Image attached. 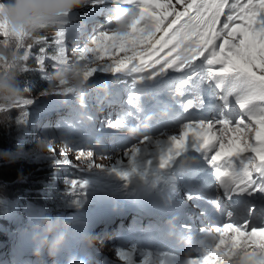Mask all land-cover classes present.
I'll use <instances>...</instances> for the list:
<instances>
[{
    "label": "snow or ice",
    "instance_id": "snow-or-ice-1",
    "mask_svg": "<svg viewBox=\"0 0 264 264\" xmlns=\"http://www.w3.org/2000/svg\"><path fill=\"white\" fill-rule=\"evenodd\" d=\"M175 3L183 6V11L175 10L172 0H89L83 8L104 16L105 23L86 34L82 42L74 38L71 53L68 27L78 10L50 22L54 30L51 38L44 35L49 22L37 20V32L30 34L12 30L0 21V75L16 69L20 73L34 70L50 82L49 62L56 72L67 68L72 63L70 55L79 52L84 59L76 76L84 83L83 95L98 74H110L128 85L126 104L130 108L106 123L109 129L137 134L134 143L124 146L122 158L105 167L95 163L92 150L65 142L57 152L50 140H45L52 155L39 159L118 178L123 182L119 188L126 194L139 192L148 199L154 190L159 193L156 186L163 181L167 185L165 204L179 196L172 172L177 158L201 161L203 175L191 174L184 195L211 206V211H200L203 238L194 246L196 255L186 260L171 256L166 264H264V0ZM106 4L133 9L126 31L113 27L112 8L102 7ZM34 47L35 53L31 51ZM8 49L13 57H20L19 65L9 60ZM29 60L35 65L29 66ZM19 87L21 92L30 90ZM76 92L65 88L54 94ZM40 94L50 95L47 89ZM149 96L166 98L164 111L170 120L155 130L143 131L139 113L144 110V97ZM33 103V99L21 97L14 105L0 106V114L20 110L10 116L19 130L27 124L23 117L28 113L23 109ZM71 151L84 167L73 164L67 155ZM6 154L15 160L27 152L21 146L19 157L14 152ZM67 183L82 191H73V198L62 206L82 209L93 182L72 178ZM201 187L212 194L204 195ZM35 236L45 239L40 233ZM115 254L124 264H152V252L141 251L135 243L128 250L117 247Z\"/></svg>",
    "mask_w": 264,
    "mask_h": 264
},
{
    "label": "rangeland",
    "instance_id": "rangeland-1",
    "mask_svg": "<svg viewBox=\"0 0 264 264\" xmlns=\"http://www.w3.org/2000/svg\"><path fill=\"white\" fill-rule=\"evenodd\" d=\"M106 5H108V4H106ZM88 13H91V14L86 15ZM94 13H95V11H93L91 9L87 10L86 8H82L76 14L77 17H79V19H76V21L72 20L71 24L68 27V38H67V46L69 48L70 53H71V49L73 48V43L69 47V45H68L69 38L72 34L75 33L76 29H78V28L82 29L84 31V36H85L86 34L92 32L94 30H98L100 28V26H101L100 19H97L95 21H86V20L94 18L96 16ZM117 13H119V11H117ZM126 15L129 16V15H132V13H127ZM86 25H88V27ZM52 31L54 32L53 29H52ZM84 36H82L81 39L78 41L82 42L84 39ZM70 59H72V56H70ZM72 63L75 67H71ZM72 63L69 66H67V68L60 69V70H63L67 74L68 79L65 80L66 83H62L59 85L52 83L53 85L55 84V88H57V87L66 88V87L74 86V84L72 83V80H73V78L78 79V77L76 76V72H77V69L80 67V65L83 63V61H81L79 64L74 63L73 61H72ZM47 72L51 76V82H52V76L54 75L55 72L52 69V67H50V69ZM103 75L104 74H98V76L95 78L101 77ZM95 78H93V79H95ZM108 92H109V89L104 88V87H102L97 93H95L94 91H88V88H86L84 95L82 94L83 99H84V103L80 104L79 98L76 96L77 106L75 107V109L78 110V112L80 110L81 114H82V112L87 111L89 113V117L90 116L92 117V119H90V120L94 123H97V121H98V112L100 110H102L104 113L106 112V114H108V115H105V116L114 121L118 116L122 115L124 109L129 107L126 104L127 89H126V87H119L118 88L117 93L119 96L115 98V102H111L109 100ZM76 94H77V92H76ZM40 96H41V94H38L37 96H33V97L39 98ZM98 98H102V99H98ZM57 99H58V97H56L52 100L45 101L43 103V110H39L36 108H32V109L35 110L36 112H38L39 114H41L42 116H45L48 114V111L54 109L57 106L59 108L60 103L57 101ZM16 101L5 102V103H7L8 105L9 104L12 105V104H15ZM158 105H160V104H158ZM56 117L57 116H54L49 121H53ZM169 117H170V114L164 110L161 113H157L154 115L155 120L160 124L165 119H167ZM126 120L128 121V118H126ZM106 123H107V121L105 122V125H106ZM159 127H161V126L159 125ZM100 140L103 142L101 137H100ZM36 141L39 143V138H36ZM117 155H119L118 151H117ZM105 156H109V153L106 154ZM119 158H122V154H121V157H119ZM103 159H104L105 165H109V167H111L115 163V162H110L109 159H105V158H103ZM172 172L174 174L173 178L176 179L177 184H180L177 174L175 173V171H172ZM45 176H49V175L46 174V175H42L41 177L44 178ZM44 180L45 179H40L41 182H43ZM23 181L25 183H28V182H31V179L27 178V177H23ZM43 183H44V185L41 187L42 193L50 192V190H51V192L56 196L63 194L62 190L65 188L63 185H57L56 183H54L52 181H48V180L44 181ZM112 191H114V192L116 191L115 187H113ZM35 196H36V199L42 200V195L36 194ZM60 214H61V210H58L56 214L49 216V218H50L49 226H52V222L54 220H56L57 216ZM18 216L19 215H17V217ZM1 220H2L1 229H4L6 224L10 220V217L7 216V214H5ZM18 229L19 230L22 229L24 232V234L22 235L21 241L16 240L15 239L16 232L15 231L12 232V230H10L8 235L7 234L1 235V237H4V238L6 237V240L1 239L2 241H0V244H4V243H8V244L7 245H0V251L8 249L9 246H12V248H13V246H15L18 243L17 247L13 249V253H14L15 257H21V258H18V261L14 262V264H34V260L38 259L39 257L37 254H34V253L29 254L27 246H28V244H30L29 247H33V249H34V250L32 249L31 251L37 252L36 247H38V246L40 247V244L37 242L36 237H34V239H33V235H35V232L37 233V231L34 229L35 230V232H34L33 229L27 225L26 226L23 225L21 228H18ZM4 232H5V230H4ZM27 252H28V255H25L24 257H22ZM37 262H40L37 264H58V257L55 256V257H51L50 259H44V260L39 259V260H37ZM5 264H11V263L9 262V263H5Z\"/></svg>",
    "mask_w": 264,
    "mask_h": 264
},
{
    "label": "clouds",
    "instance_id": "clouds-1",
    "mask_svg": "<svg viewBox=\"0 0 264 264\" xmlns=\"http://www.w3.org/2000/svg\"><path fill=\"white\" fill-rule=\"evenodd\" d=\"M89 0H0V4L3 8L0 9V21L7 23L8 27L12 30H24L30 34H35L37 28L35 22L37 20L49 22V29L52 28L51 21L58 19L65 14H71L74 11L80 10L88 4ZM125 20H131L133 17H128L125 14ZM117 30L123 32L127 30V23H121L120 18H117ZM6 55L9 60L15 62L20 61V57H13L12 49L6 51ZM83 56L79 52H74L72 61L79 64L83 61ZM82 64L80 65V67ZM79 67V68H80ZM77 69V71L79 70ZM16 73L10 72L5 76H0V101L14 102L22 97V93L15 85L14 77ZM68 79L67 74L63 70H57L52 76V83L57 85L62 84L63 81ZM72 83L77 89L76 96L79 98L80 104L84 103L81 89L84 88V83L79 78H73ZM64 88H49L48 93L53 94L56 92L63 91ZM41 148H47V145L40 144ZM56 226H50L48 234H50ZM63 237L56 240L53 245V250L61 243ZM47 243V234L45 239L40 241V247L37 249V253L40 252L41 247ZM68 264H78V262L70 258ZM82 264V262H79Z\"/></svg>",
    "mask_w": 264,
    "mask_h": 264
},
{
    "label": "trees",
    "instance_id": "trees-1",
    "mask_svg": "<svg viewBox=\"0 0 264 264\" xmlns=\"http://www.w3.org/2000/svg\"><path fill=\"white\" fill-rule=\"evenodd\" d=\"M52 33H53L52 29H48L44 31V35L48 36L49 38L52 37ZM1 38L3 37L0 36V39ZM48 48L53 50L51 46H49ZM31 51L35 53L37 51V48L34 47ZM18 63H20V61ZM26 63L29 66L35 65L34 60H29ZM13 72L16 73L14 77L15 85L18 87L19 91H20L19 85L24 88L30 89L28 91H24L29 96L38 95L41 93L42 89H47V87L53 86L51 81L49 82V81H45L41 79L40 73L37 71L33 70L27 73H20L19 69H16ZM24 92H21V93H24ZM19 111L20 110L14 111L12 113L6 112L3 114H0V146H4L5 144H7L10 139L9 133L11 131H15L16 129L15 123L10 119V116H16ZM22 134L23 135L21 138L10 143V145L8 146V149L10 150V152L16 153L18 157L17 153L20 152L21 146H22V149L27 152L26 156L29 159H32L31 162H27L28 161L27 160L26 163H21L18 160V158L15 160H12L10 156L6 154L9 152L0 148V199L5 200L8 203H12L14 200H16L18 195H21V197L24 199L25 202L31 203L33 197L31 193H29V191L27 190V187L30 185L22 182L20 180V176L24 174H27V175L30 174L31 176L27 178H30L31 182H34L37 178L36 176L37 173L36 171H33L32 168L33 167L36 168L40 165V162L38 161V159L34 160V158H31L35 156V148L33 146V143L30 140L29 134L23 131H22ZM28 164H30V167L28 166ZM5 181H11V182L14 181V183L7 184ZM31 182H28V183H31ZM33 187H34V190H36L37 186L33 185ZM1 235L2 234L0 233V240L1 239L5 240L6 237L5 238L1 237ZM4 254H5V258L10 257V255L7 254L6 252ZM2 255L3 254H1L0 257Z\"/></svg>",
    "mask_w": 264,
    "mask_h": 264
},
{
    "label": "bare ground",
    "instance_id": "bare-ground-1",
    "mask_svg": "<svg viewBox=\"0 0 264 264\" xmlns=\"http://www.w3.org/2000/svg\"><path fill=\"white\" fill-rule=\"evenodd\" d=\"M73 23H74V22H73ZM130 23H131V22H130ZM130 23H129V24H130ZM69 29H70V28H69ZM187 174L190 176V175H191V172H188ZM158 185H162V181H161ZM176 185H177V184H176ZM177 187H178V185H177ZM130 222H131V221H130Z\"/></svg>",
    "mask_w": 264,
    "mask_h": 264
}]
</instances>
